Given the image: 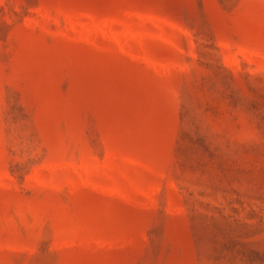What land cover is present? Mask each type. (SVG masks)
Wrapping results in <instances>:
<instances>
[{
	"label": "rangeland",
	"instance_id": "rangeland-1",
	"mask_svg": "<svg viewBox=\"0 0 264 264\" xmlns=\"http://www.w3.org/2000/svg\"><path fill=\"white\" fill-rule=\"evenodd\" d=\"M0 264H264V0H0Z\"/></svg>",
	"mask_w": 264,
	"mask_h": 264
}]
</instances>
